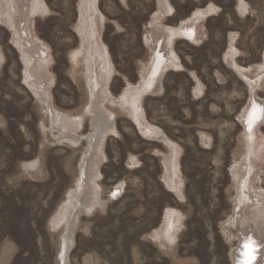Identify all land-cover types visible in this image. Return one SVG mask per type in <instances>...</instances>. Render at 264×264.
Instances as JSON below:
<instances>
[{"label": "rangeland", "instance_id": "rangeland-1", "mask_svg": "<svg viewBox=\"0 0 264 264\" xmlns=\"http://www.w3.org/2000/svg\"><path fill=\"white\" fill-rule=\"evenodd\" d=\"M262 217L264 0H0V264H264Z\"/></svg>", "mask_w": 264, "mask_h": 264}, {"label": "bare ground", "instance_id": "bare-ground-1", "mask_svg": "<svg viewBox=\"0 0 264 264\" xmlns=\"http://www.w3.org/2000/svg\"><path fill=\"white\" fill-rule=\"evenodd\" d=\"M187 31H188V29L187 28L186 29L183 28V25H181L180 27H178V29H175L173 31L163 30V33H170V34H174V35L175 34L176 35H180V34H183L184 32H187ZM88 64L91 65L92 61L89 60ZM242 75L248 81L254 83V81L252 80L253 79L252 77H248V76H246L244 74H242ZM88 84H89V87L91 89L92 85H93L91 79H88ZM99 102H101V98H99L98 96L95 95V100L91 99V105L89 107V113L91 114V118H90L91 125L94 128L97 129V134L94 137L95 140H93L94 141V143H93L94 146H92L93 147L92 150H94V151H95V148H96V145L98 144V142L102 141V138L104 137L105 133L111 127L110 126V124H111L110 123V117H109V115L106 112H104V110L99 108V106H98ZM251 112L250 113L248 112V117H250ZM258 114L255 115L254 119H253V117H250V123L251 124H252L253 120H254L253 122H255ZM250 123H248V124H250ZM64 128H66V130L68 131L69 128H71V126H69V128H67V127H64ZM73 128H71L72 130H69V131H74L76 129V127H75L74 130H73ZM86 139H88V138H86ZM88 143H89V141H88ZM85 157H87V156H85ZM243 195H246V196H244L241 199V204H246V205L249 204V205L254 206L253 202H249V195L245 194V192H243ZM237 209H239V213H240L241 212L240 211L241 206H237V205L235 206L234 214H237V211H238ZM248 218L250 219V217H248ZM254 223L256 224V227H257L256 230H258L260 234L261 233L264 234V228H263L264 224H263V226H261V224L264 223V217L257 219ZM70 224H71V222H69V224L67 226H65L66 231L63 232V234H64L63 238H62L63 248H62V251L60 253L62 257L59 259V262H61L62 264H64V258H65L66 254H67V251L69 250L70 243H72V234H71L72 233L71 232L72 231L71 230L72 227H70ZM248 226H250L249 223H248ZM248 232L249 231H245V232L243 231L242 232L241 238L239 237V240H238L239 244L237 245L236 249H232L231 250V256L234 257L233 260H232L233 264H250L251 261L254 260V258L256 256H258V252L262 250V249H260V246H259L258 242H256V240L253 238V235H248L249 234Z\"/></svg>", "mask_w": 264, "mask_h": 264}, {"label": "clouds", "instance_id": "clouds-1", "mask_svg": "<svg viewBox=\"0 0 264 264\" xmlns=\"http://www.w3.org/2000/svg\"><path fill=\"white\" fill-rule=\"evenodd\" d=\"M258 105H259V104H258ZM262 110H263V109H262ZM262 110H261V112H262ZM250 111H251V110H250ZM261 114H263V113H261ZM246 120L249 121V123H250V119H249V117H248V114L246 115ZM260 120H262L261 117H260ZM253 121H254V120H253ZM253 121H252V124H254V123L257 122V121H256V122H253ZM250 124H251V123H250ZM252 124H251V125H252ZM244 126H245V124H244ZM253 128H254V126L252 127V129H253Z\"/></svg>", "mask_w": 264, "mask_h": 264}, {"label": "water", "instance_id": "water-1", "mask_svg": "<svg viewBox=\"0 0 264 264\" xmlns=\"http://www.w3.org/2000/svg\"><path fill=\"white\" fill-rule=\"evenodd\" d=\"M234 254V253H233ZM232 260H233V257L231 256Z\"/></svg>", "mask_w": 264, "mask_h": 264}]
</instances>
